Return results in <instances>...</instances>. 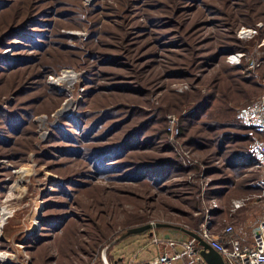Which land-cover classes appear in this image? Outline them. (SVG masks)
I'll use <instances>...</instances> for the list:
<instances>
[{"label": "rangeland", "instance_id": "1", "mask_svg": "<svg viewBox=\"0 0 264 264\" xmlns=\"http://www.w3.org/2000/svg\"><path fill=\"white\" fill-rule=\"evenodd\" d=\"M262 95L264 0H0V264L139 263L180 228L249 240L264 200L231 210L261 189L237 111Z\"/></svg>", "mask_w": 264, "mask_h": 264}, {"label": "built area", "instance_id": "2", "mask_svg": "<svg viewBox=\"0 0 264 264\" xmlns=\"http://www.w3.org/2000/svg\"><path fill=\"white\" fill-rule=\"evenodd\" d=\"M236 57L231 55V62H235ZM237 119L250 131L247 162L261 174L259 199L264 200V95L239 108ZM251 201H233L232 212L243 209ZM196 233L222 256L225 264H264V214L252 227L247 241L236 233L233 224L225 225L217 234L206 227ZM154 243L158 256L143 264H206L197 243L190 237L187 240L155 239Z\"/></svg>", "mask_w": 264, "mask_h": 264}, {"label": "water", "instance_id": "3", "mask_svg": "<svg viewBox=\"0 0 264 264\" xmlns=\"http://www.w3.org/2000/svg\"><path fill=\"white\" fill-rule=\"evenodd\" d=\"M166 227L167 225L160 224V223L147 224L145 226L136 227V228L127 230L125 233H123L120 236V239H124L126 237L133 236V235L134 236L140 235L148 231L150 232V236H151L152 235L151 230L155 228H166ZM180 230L186 233L190 238H192L197 243L200 249V255L202 256L206 264H225L222 256L217 251H215L209 244H207L204 240H202L196 232L182 229V228H180ZM101 259H102L103 264H108L104 253L101 255Z\"/></svg>", "mask_w": 264, "mask_h": 264}, {"label": "crops", "instance_id": "4", "mask_svg": "<svg viewBox=\"0 0 264 264\" xmlns=\"http://www.w3.org/2000/svg\"><path fill=\"white\" fill-rule=\"evenodd\" d=\"M260 192H261V189H260ZM260 192H259V194H260ZM259 194H258V196H257L256 199H254L249 204H247L246 208L248 206H250L251 204H254V205H258L259 206V204L263 201V200L259 199ZM259 207H261V206H259ZM263 214H264V211L255 210L253 212V214L249 216V218H248L249 219V222L253 223V226H254V224H256L259 221V219L261 218V216ZM215 234H217V233H215ZM167 238L176 239V240H187L188 239V236H186V235L185 236H174V237L167 236L164 239H167ZM142 251L148 252V254L145 255L144 260L142 262L136 263L137 261H135V262L132 261V262H129L128 264H143V263H147V262L152 261L154 258H156L158 256V250H157V247L156 246H154L153 248H151V246H150L149 249L143 248ZM123 263L124 262H118V261H116L114 264H123Z\"/></svg>", "mask_w": 264, "mask_h": 264}, {"label": "bare ground", "instance_id": "5", "mask_svg": "<svg viewBox=\"0 0 264 264\" xmlns=\"http://www.w3.org/2000/svg\"><path fill=\"white\" fill-rule=\"evenodd\" d=\"M249 34H250V31H248V30H246L245 32H244V36H249ZM75 76V75H74ZM74 76H73V73L72 72H70V71H65V72H63V75H62V77L61 78H59L56 82H54V84H56V83H59V82H66V83H71L73 80H74ZM53 84V83H52ZM70 86V85H69ZM65 87H67V85L65 86ZM71 87V86H70ZM72 88V87H71ZM73 101V100H72ZM71 103L72 102H67L66 104H65V107H64V109L62 110V111H65L70 105H71ZM43 122V121H42ZM7 214V211H6V209L5 208H0V228H1V225H2V223H3V221H4V216ZM30 234V233H29ZM2 259H6V256L5 255H3L2 257H1Z\"/></svg>", "mask_w": 264, "mask_h": 264}, {"label": "trees", "instance_id": "6", "mask_svg": "<svg viewBox=\"0 0 264 264\" xmlns=\"http://www.w3.org/2000/svg\"><path fill=\"white\" fill-rule=\"evenodd\" d=\"M249 155V154H248Z\"/></svg>", "mask_w": 264, "mask_h": 264}]
</instances>
